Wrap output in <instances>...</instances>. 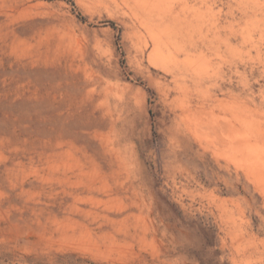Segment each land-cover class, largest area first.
<instances>
[{"label":"rangeland","instance_id":"1","mask_svg":"<svg viewBox=\"0 0 264 264\" xmlns=\"http://www.w3.org/2000/svg\"><path fill=\"white\" fill-rule=\"evenodd\" d=\"M6 1L0 264H264V0ZM15 24L30 30L19 42L45 31L54 48L23 51ZM85 77L113 88L109 119L145 226L106 252L15 215L33 191L49 202L33 165L59 118L79 113Z\"/></svg>","mask_w":264,"mask_h":264},{"label":"bare ground","instance_id":"2","mask_svg":"<svg viewBox=\"0 0 264 264\" xmlns=\"http://www.w3.org/2000/svg\"><path fill=\"white\" fill-rule=\"evenodd\" d=\"M6 3V0L0 1V29L13 16L4 10ZM157 19V12L152 8L142 17L154 29L153 34ZM25 28L15 24V40L23 39L20 36L30 32ZM50 36L45 31L38 35L34 32L35 41L29 42L26 34V43L20 41L21 46L18 41V44L22 50L34 46L40 55H47L46 52L54 48ZM61 44L59 41L58 49ZM80 84H83L86 100L79 113L75 117L64 115L59 118L51 131L50 144L39 152L35 162L38 166L33 165V170L42 172L37 177L46 184L42 189H46L49 202L43 204L40 194L33 191L31 201L25 203L22 212L18 208L15 215L33 218L44 232L58 236L59 241L106 252L134 241L141 231H145V226L139 220L142 207L137 201L138 194L130 195L128 183L134 182L133 169L114 137L113 121L109 119V98L113 88L96 77H85ZM38 187L41 185L33 183L30 190ZM137 211H140L139 215ZM138 237L141 239V234Z\"/></svg>","mask_w":264,"mask_h":264}]
</instances>
